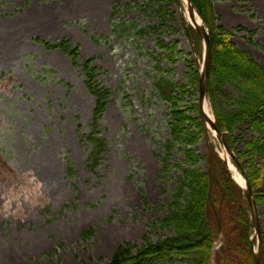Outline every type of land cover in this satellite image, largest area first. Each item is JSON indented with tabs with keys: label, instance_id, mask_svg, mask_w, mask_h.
Here are the masks:
<instances>
[{
	"label": "rangeland",
	"instance_id": "rangeland-1",
	"mask_svg": "<svg viewBox=\"0 0 264 264\" xmlns=\"http://www.w3.org/2000/svg\"><path fill=\"white\" fill-rule=\"evenodd\" d=\"M27 1L0 0V264H100L126 242L167 236L152 223L169 213L181 171L159 177L155 154L164 152L172 116L155 91L157 61L149 52L161 53L159 39L179 41L185 54L172 75L178 84L189 81L188 60L202 70L204 46L200 55L194 51L181 0L165 14L163 0ZM118 2L140 8L113 17ZM214 6L238 47L264 67V0H214ZM122 20L124 27L113 31ZM133 23L151 33L133 32ZM65 39L79 47L82 61L93 59L98 82L110 91L101 121L109 151L96 172L87 167L92 146L83 137L95 96L82 68L43 44ZM162 66L170 67L168 59ZM260 134L264 129L248 120L236 130L237 147L245 150ZM212 143L224 155L214 133L194 147L206 156ZM176 157L184 160L180 152ZM199 164L208 168L205 159ZM258 213L264 232V202Z\"/></svg>",
	"mask_w": 264,
	"mask_h": 264
},
{
	"label": "trees",
	"instance_id": "trees-1",
	"mask_svg": "<svg viewBox=\"0 0 264 264\" xmlns=\"http://www.w3.org/2000/svg\"><path fill=\"white\" fill-rule=\"evenodd\" d=\"M163 1L167 3L162 7L165 14L168 13L169 4L178 0ZM192 2L209 29L212 46L209 101L216 124L242 163L257 202H264V190L261 189L264 179V136L260 134L246 141L245 150L237 147L236 137V130L248 120L257 130L264 129L261 116L264 111V67L252 55L239 48L233 40V33L219 23L213 0ZM137 8L140 7H121L118 2L113 6V17H126ZM114 23L115 32L124 27V20ZM131 27L133 32L142 36L151 33L140 29L135 23ZM170 27L174 32V27ZM158 28V25L152 27L154 32ZM189 32L197 41V53L200 55L199 35L191 26ZM96 41H100V38ZM43 44L49 50L60 49L70 57L75 67H81L86 85L95 96L90 132L83 137L92 146L87 167L96 172L109 151L107 140L101 136V121L107 110L110 91L98 82L99 70L93 64V59L82 61L79 47L74 46L69 39L44 41ZM157 44L161 53L156 55L154 51L149 52L157 61L158 74L155 76L154 88L157 96L170 104L172 116L169 124L170 138L163 144L164 152L155 154L162 163L159 177L165 179L176 168L181 171L171 195L169 213L152 223L154 228L166 231L168 235L159 240L145 235L142 244L126 242L113 253L110 260L100 264H256L252 244L253 225L244 190L233 179L226 160L218 151V145L210 144L206 156L194 147L201 137L210 135L199 106V69L193 61L188 60V83H176L172 75L185 51L179 49L178 40L166 42L159 39ZM165 59L170 63L169 68L162 66ZM179 152L184 156L183 161L176 157ZM201 159L207 161V169L200 166ZM68 172L74 175L70 163ZM140 191L143 203L147 205L149 199L146 191L141 186ZM221 233L223 246L214 256L213 246ZM178 258L182 260L178 262Z\"/></svg>",
	"mask_w": 264,
	"mask_h": 264
},
{
	"label": "water",
	"instance_id": "water-1",
	"mask_svg": "<svg viewBox=\"0 0 264 264\" xmlns=\"http://www.w3.org/2000/svg\"><path fill=\"white\" fill-rule=\"evenodd\" d=\"M189 10L191 12L196 11L199 15V11L196 9L195 5L193 4L192 0H187ZM202 19V18H201ZM195 30L197 33L200 35L204 45H205V58H204V66L203 69L200 73L199 77V83H200V95H199V105H200V110L203 116V119L205 122H207L211 128L215 131L217 134V137L221 143V145L225 148L226 152L231 156V158L237 163L239 168L244 172L245 179H246V184L244 188V193L246 195L250 211H251V218L253 225L255 227L257 236H258V250L255 253V262L256 264H263V240H262V231L261 227L259 224V214L257 211V201L255 198V194L252 190L249 178L247 174L245 173L241 163L239 162L237 156L231 150L229 147L226 139L224 138L223 134L219 130V128L216 125L215 119H211V117L205 112L204 106L205 102L207 100V97L209 95V72H210V65H211V57H212V47H211V42H210V37H209V31L208 28L206 27V24L204 20L202 19L200 24H195L194 25Z\"/></svg>",
	"mask_w": 264,
	"mask_h": 264
},
{
	"label": "bare ground",
	"instance_id": "bare-ground-1",
	"mask_svg": "<svg viewBox=\"0 0 264 264\" xmlns=\"http://www.w3.org/2000/svg\"><path fill=\"white\" fill-rule=\"evenodd\" d=\"M181 2H182V5H183V10H182L183 15L185 16V18L187 19V21L189 22V24H191V25L200 24L201 23L200 16L198 15V13L196 11L191 12L189 10L187 0H181ZM216 8L218 9V6L217 5H216ZM204 110L211 117V119L214 118L208 102H205ZM226 157H227V155H226ZM228 161H229V165H230V167H231V169L233 171V175H234L235 179L241 185L244 186L245 185V182H246L245 177L241 173H239V171L235 168V166L232 163V161H231L230 158H228Z\"/></svg>",
	"mask_w": 264,
	"mask_h": 264
}]
</instances>
